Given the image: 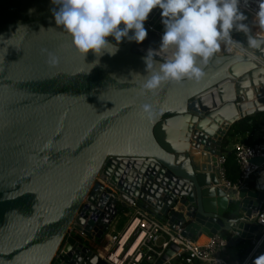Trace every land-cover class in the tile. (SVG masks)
I'll return each mask as SVG.
<instances>
[{
    "label": "water",
    "instance_id": "1",
    "mask_svg": "<svg viewBox=\"0 0 264 264\" xmlns=\"http://www.w3.org/2000/svg\"><path fill=\"white\" fill-rule=\"evenodd\" d=\"M53 7L0 0V264H109L90 241L134 201L193 241L227 232L228 246L246 242L247 255L260 238L249 217L264 203V177L255 190L227 188L216 157L235 122L264 113V48L248 47L233 29L247 54L221 48L206 65L197 61L200 81L143 93L142 57L164 31L159 8L143 42L124 40L115 55L90 51L85 59L56 27ZM176 250L170 245L158 264Z\"/></svg>",
    "mask_w": 264,
    "mask_h": 264
},
{
    "label": "clouds",
    "instance_id": "2",
    "mask_svg": "<svg viewBox=\"0 0 264 264\" xmlns=\"http://www.w3.org/2000/svg\"><path fill=\"white\" fill-rule=\"evenodd\" d=\"M57 28L71 37L73 47L87 57L115 55L122 41L146 39L144 23L153 9L159 8L164 31L157 49L149 48L142 57L145 64L143 93H155L165 83L184 79L200 81L202 67L219 52L221 45L232 42L235 29L247 37V46L264 48V0L258 5L252 23L258 27L254 35L247 16L240 9L242 0H50ZM108 37L114 40L110 41ZM49 62L57 57L48 53ZM98 63V60L96 61ZM143 111L151 119L150 105Z\"/></svg>",
    "mask_w": 264,
    "mask_h": 264
},
{
    "label": "built area",
    "instance_id": "3",
    "mask_svg": "<svg viewBox=\"0 0 264 264\" xmlns=\"http://www.w3.org/2000/svg\"><path fill=\"white\" fill-rule=\"evenodd\" d=\"M256 0H242L240 9L248 13L253 19L257 10ZM232 36V35H231ZM227 45L222 44L223 54H247L248 51L235 40ZM264 65L263 61H260ZM262 134H251L245 139L234 137L222 146L220 154L216 157L217 173L221 182L227 188L238 189L245 186L255 174L264 177V125L258 126ZM233 152L239 175L234 181L225 177V162L228 153ZM259 158L261 162L255 164L252 159ZM264 189V183H261ZM126 223L110 244L95 248L94 252L101 260L109 264H138L145 260L148 264H158L161 256L170 245L177 246V250L162 264H250L256 260L261 251L264 240V203L260 206L255 216L249 217L258 227L260 238L252 240V247L242 260L237 255L231 258L228 250L227 238L221 234L207 237L203 245H198L182 233L181 228H171L166 219H159L151 212L150 208L134 201L131 205H123ZM75 236L82 235L75 230L71 231ZM92 242L94 240H91ZM95 242V241H94ZM262 259L258 262H262ZM257 264V261H256Z\"/></svg>",
    "mask_w": 264,
    "mask_h": 264
},
{
    "label": "trees",
    "instance_id": "4",
    "mask_svg": "<svg viewBox=\"0 0 264 264\" xmlns=\"http://www.w3.org/2000/svg\"><path fill=\"white\" fill-rule=\"evenodd\" d=\"M264 125V115L263 113H257L251 116L244 117L237 122H235L231 128L228 130L227 136L230 138L234 137H242L246 138L248 135L254 133L258 126ZM248 141L247 139H245ZM226 142V141H225ZM239 175V169L236 164L235 156L233 152L228 153L226 162H225V177L229 181H234ZM125 208L119 206V214L117 216V220L120 223L123 221ZM122 224V223H121ZM223 237L228 238L229 234L227 232L220 233ZM244 249H238L237 251V258L238 260H242L245 256ZM264 255V251H260L259 257L256 259L257 263L262 259ZM138 264H148L144 259L141 260Z\"/></svg>",
    "mask_w": 264,
    "mask_h": 264
},
{
    "label": "crops",
    "instance_id": "5",
    "mask_svg": "<svg viewBox=\"0 0 264 264\" xmlns=\"http://www.w3.org/2000/svg\"><path fill=\"white\" fill-rule=\"evenodd\" d=\"M254 114H257V113H254ZM253 114V115H254ZM263 115H264V113H263ZM260 127V126H259ZM255 133H257V136H258V134H262V133H260L259 131H258V128L254 131V133L253 134H255ZM228 140V141H227ZM232 140V138H230L229 136H226V139L223 141V144H222V146L223 145H225L227 142H229V141H231ZM225 141H227V142H225ZM199 155V154H198ZM196 157H197V155H196ZM199 157H197V159H198ZM258 178L260 179V177H258V176H256V177H254V176H252V178L250 179V181L246 184L250 189H252V190H255L256 189V185H257V180H258ZM124 220H125V222H126V218H124ZM117 221V220H116ZM116 221L114 220L113 221V224H112V226H111V229L112 228H115V224H116ZM124 222V223H125ZM123 223V224H124ZM198 240V239H197ZM248 244L246 243V242H243V243H238V244H236V245H234L233 247H231V251H230V249H229V255L231 256V258H235L236 257V255H237V251H238V249H244V250H246V246H247ZM257 264H264V259H263V261L262 262H260V263H257Z\"/></svg>",
    "mask_w": 264,
    "mask_h": 264
},
{
    "label": "rangeland",
    "instance_id": "6",
    "mask_svg": "<svg viewBox=\"0 0 264 264\" xmlns=\"http://www.w3.org/2000/svg\"><path fill=\"white\" fill-rule=\"evenodd\" d=\"M117 220V218L115 219V221ZM125 220L123 219V221L120 223V221H116V224H115V228H112L111 229V226H110V229L109 230H107L106 231V233H105V235H104V237L100 240V241H98V243H96V242H92V241H90V244H91V249H93V250H95V248H97V247H99L98 249H100V248H102L103 246H106L107 244H110V241L111 240H113L115 237H116V235L120 232V231H122V229H123V227H124V225H125ZM124 223V224H123ZM113 224V223H112ZM73 235V234H72ZM76 238H78V236H75ZM111 239V240H110ZM84 242H88L89 240L87 239H84L83 240ZM248 246V245H247ZM247 246H246V248H247ZM230 249V251H231V247H228V250Z\"/></svg>",
    "mask_w": 264,
    "mask_h": 264
},
{
    "label": "bare ground",
    "instance_id": "7",
    "mask_svg": "<svg viewBox=\"0 0 264 264\" xmlns=\"http://www.w3.org/2000/svg\"><path fill=\"white\" fill-rule=\"evenodd\" d=\"M221 48H222V45H221ZM221 48H220V50H221ZM207 240H208L207 236L201 235V236H199L198 240H196L195 243L198 244V245H203V244H205L207 242Z\"/></svg>",
    "mask_w": 264,
    "mask_h": 264
}]
</instances>
